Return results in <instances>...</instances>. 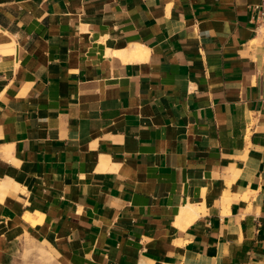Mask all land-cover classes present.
Here are the masks:
<instances>
[{
  "label": "crops",
  "instance_id": "0c3cea01",
  "mask_svg": "<svg viewBox=\"0 0 264 264\" xmlns=\"http://www.w3.org/2000/svg\"><path fill=\"white\" fill-rule=\"evenodd\" d=\"M256 1L0 0V264H264Z\"/></svg>",
  "mask_w": 264,
  "mask_h": 264
},
{
  "label": "built area",
  "instance_id": "2783aa9c",
  "mask_svg": "<svg viewBox=\"0 0 264 264\" xmlns=\"http://www.w3.org/2000/svg\"><path fill=\"white\" fill-rule=\"evenodd\" d=\"M250 19L255 24V28L264 25V0H258L249 5Z\"/></svg>",
  "mask_w": 264,
  "mask_h": 264
},
{
  "label": "bare ground",
  "instance_id": "6f19581e",
  "mask_svg": "<svg viewBox=\"0 0 264 264\" xmlns=\"http://www.w3.org/2000/svg\"><path fill=\"white\" fill-rule=\"evenodd\" d=\"M138 51H139V49H138ZM138 51H136V49L135 50L133 49V51L131 52V54L132 55L134 54V56H138V54H140V51H139V53H137ZM184 213H188L191 216H194L196 214V210H195L194 207H192L191 205H189V206H187V208L184 209ZM181 214H183V213H181Z\"/></svg>",
  "mask_w": 264,
  "mask_h": 264
}]
</instances>
